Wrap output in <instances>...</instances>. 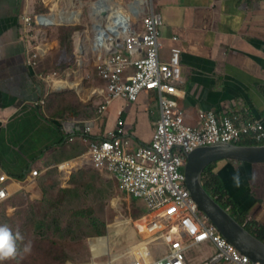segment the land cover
I'll return each instance as SVG.
<instances>
[{"label":"crops","instance_id":"0c3cea01","mask_svg":"<svg viewBox=\"0 0 264 264\" xmlns=\"http://www.w3.org/2000/svg\"><path fill=\"white\" fill-rule=\"evenodd\" d=\"M95 1L0 0V174L9 177L6 182L9 196L0 207L8 208V214L17 212L19 200H41L45 192L63 194V203L76 211L83 199L76 185L87 177L93 179L94 174L108 181L114 180L119 187L114 177L85 162L89 159L90 143L115 130L120 119L132 137L133 148L152 141L155 122L159 118L157 94L144 92L135 103L114 99L100 114L99 108L104 103L100 95L103 84L97 77L96 58L88 48L87 37L80 35L81 32L74 35L78 43L72 54L79 59L86 55L94 58L95 75L100 85L87 89L79 74L73 79H81L74 81L69 72L66 80L55 79L64 86L56 81L40 80V62L51 57L57 47L54 31L68 27L25 31L22 17L37 13H53L58 17L78 10L85 19L84 9L89 10ZM110 1L123 6L137 0ZM152 3L163 23L161 60L168 61L172 49L181 51L183 83L176 100L186 121L196 126L203 111H213L218 116L237 115L242 121H264V2L152 0ZM39 47L44 48L40 55L42 60L34 70L27 66V53ZM82 68L80 61L79 69ZM66 90L78 92V99L84 106L88 104L86 98L101 103L97 106V116L86 119L80 110L77 111L79 115L49 114L46 104L49 95ZM156 99L158 104L154 103ZM88 128H91L89 133ZM34 170L39 172L36 178L32 176ZM213 176L220 178L235 204L230 206L231 213L253 230L264 229V164L220 161L214 167ZM119 192L112 201L120 214L116 221L126 222L128 226L113 233L134 227V222L145 214L142 201L131 198L120 188ZM135 245L128 250V264L133 262L131 250ZM111 250L109 247V261ZM215 252L211 243L193 247L187 252V262L205 264ZM93 255L91 251V264Z\"/></svg>","mask_w":264,"mask_h":264},{"label":"built area","instance_id":"2783aa9c","mask_svg":"<svg viewBox=\"0 0 264 264\" xmlns=\"http://www.w3.org/2000/svg\"><path fill=\"white\" fill-rule=\"evenodd\" d=\"M104 11L107 15L102 19ZM78 13L73 10L58 17L53 13L25 14L23 28H83L80 35L87 37L103 84L100 114L114 99L135 103L144 92L158 96L159 118L149 144L133 148L132 137L120 119L115 130L90 143L85 162L114 177L120 191L145 205V214L134 222L144 239L131 250L132 264H188L187 252L206 243L213 244L216 252L205 264H262L238 251L202 212L186 186L185 166L187 155L199 147L263 142L264 121H242L237 115L218 116L213 111L200 112L196 126L186 121L176 100L183 83L181 51L172 49L169 60H161L163 23L152 0L123 6L97 0L89 8L90 26ZM37 51L27 53V66L34 70L41 55ZM55 79L56 73L42 81ZM38 175V170L32 172L34 178ZM8 179L5 173L0 174V203L9 196Z\"/></svg>","mask_w":264,"mask_h":264},{"label":"rangeland","instance_id":"374dc122","mask_svg":"<svg viewBox=\"0 0 264 264\" xmlns=\"http://www.w3.org/2000/svg\"><path fill=\"white\" fill-rule=\"evenodd\" d=\"M84 13L86 15L85 24L90 26L88 8L84 9ZM69 31L73 32L70 28H60L54 31L53 36L56 39L57 47L51 57L39 59V62L42 60L40 65L38 63L40 80L42 81L55 73H59L58 79L61 77L59 81L66 80L68 74L74 80L73 77L77 78L76 74H79L82 79L74 81L81 79L87 89L93 85L99 86L94 70V58L91 55H86L79 59L73 56V52L70 50H65V33ZM75 37L77 36L72 38V48L75 47V43H78ZM61 42L63 46H61ZM80 61L84 66L83 74L79 69ZM67 72L69 73L67 74ZM48 98H50L47 104L48 113L53 115L64 116L66 113L70 115L81 113L82 115L85 113L86 119H89L97 116V106L101 105V103H95L83 96L88 102L87 106H84L80 103L75 91L66 90L60 93H51ZM154 103L158 104L157 99ZM94 176L93 179L87 177L83 183L76 185L83 197L76 211L72 210L69 204L63 203L64 195L58 192H45L44 197L37 201L19 200L16 206L17 212L13 215L7 213L8 208L5 206L0 207V225L7 224L9 226L8 220H10L9 223L16 221L18 225L16 230H21L24 234L23 248L21 252H18L17 249L18 253L15 258L9 259V264H58L60 263L59 259L64 256H67L68 259L66 264H91L90 240L108 235H110L108 236L109 247L112 249L110 261L114 264H128L127 256L130 246L143 241L144 238L135 226L121 233H113L118 230L116 219L120 218V214L112 201L120 195L119 187L114 180L108 181L96 174ZM126 226L128 224H125ZM28 245H30V250L26 252L24 249ZM93 261L97 264L108 262L109 256L92 258ZM110 261L108 264H113ZM2 263L6 264L4 261Z\"/></svg>","mask_w":264,"mask_h":264},{"label":"water","instance_id":"95a60500","mask_svg":"<svg viewBox=\"0 0 264 264\" xmlns=\"http://www.w3.org/2000/svg\"><path fill=\"white\" fill-rule=\"evenodd\" d=\"M106 15L105 11L100 13L102 19ZM43 50V47H39L38 54L40 55ZM223 160L251 165L264 164V144L218 143L199 147L187 155L185 166L186 186L202 212L238 251L248 256L252 262L264 264V241L241 224L204 186L205 171Z\"/></svg>","mask_w":264,"mask_h":264},{"label":"trees","instance_id":"16d2710c","mask_svg":"<svg viewBox=\"0 0 264 264\" xmlns=\"http://www.w3.org/2000/svg\"><path fill=\"white\" fill-rule=\"evenodd\" d=\"M73 32L69 31L65 33V50L68 49V51L70 50L72 52V38L75 35V33L77 32H81L83 29L79 28V27H74L73 29L70 28ZM61 46L62 42H61ZM54 98V96H52ZM50 99V98H49ZM49 101V100H48ZM48 101L46 102V104H48ZM240 145H260V144H264V141L261 143H257L255 141L252 140H247V141H243L239 143ZM226 161V160H223ZM216 163L213 164L212 166H210L204 173V177H203V183L204 186L206 188V190L214 197L217 199V201L227 210H229V212L231 213L230 210V206L232 205L234 207V205L232 204L231 199L229 198V196L227 195V191L225 186L223 185L222 181L220 180L219 177H215L213 176V170L215 167ZM233 212V211H232ZM238 221L243 224L248 230H250L254 235H256L257 237H259L261 240L264 241V229H262L261 231H256L253 230L250 226H248L247 224H245L241 218H238ZM10 220H8V224L13 232V234L15 235L17 232L20 234V236L22 237L21 240H17V249L19 250L18 252H21V249L23 248V243H24V234L23 232H21V230H16V227L18 226L16 224V221H14V223H9ZM17 252V253H18ZM4 263L9 264V259L7 260H3ZM60 263L58 264H66V262L68 261L67 256H64L62 259H59ZM0 264H3L2 261H0Z\"/></svg>","mask_w":264,"mask_h":264},{"label":"clouds","instance_id":"9594fccd","mask_svg":"<svg viewBox=\"0 0 264 264\" xmlns=\"http://www.w3.org/2000/svg\"><path fill=\"white\" fill-rule=\"evenodd\" d=\"M237 178V186H238ZM22 237L17 232L13 234L11 228L7 225H0V261L15 258L17 254V240H21ZM26 252L30 250V245L25 246Z\"/></svg>","mask_w":264,"mask_h":264},{"label":"bare ground","instance_id":"6f19581e","mask_svg":"<svg viewBox=\"0 0 264 264\" xmlns=\"http://www.w3.org/2000/svg\"><path fill=\"white\" fill-rule=\"evenodd\" d=\"M78 15H79V13H78ZM55 83L58 85L64 86V84H60L58 81H56ZM70 85H71V83H70ZM75 86L77 87V85H75ZM78 86L81 88V85L78 84ZM82 94H83V91L81 92V95ZM125 224H127V223L125 222ZM125 224L121 221H118L116 226L118 227V230H119L120 228L125 227ZM108 245L109 244H108V238L107 237L96 238V239L91 240L90 241V247H91V251L94 253L93 259H97L101 256L108 255V250H109ZM92 264H97V263L95 261H93Z\"/></svg>","mask_w":264,"mask_h":264}]
</instances>
